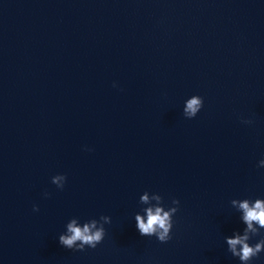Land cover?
I'll list each match as a JSON object with an SVG mask.
<instances>
[{
    "label": "water",
    "instance_id": "1",
    "mask_svg": "<svg viewBox=\"0 0 264 264\" xmlns=\"http://www.w3.org/2000/svg\"><path fill=\"white\" fill-rule=\"evenodd\" d=\"M261 160L263 144L0 63V264H241L225 240L246 227L231 201L264 198ZM146 191L180 200L167 243L136 227ZM102 215L111 223L95 249L59 243L72 218Z\"/></svg>",
    "mask_w": 264,
    "mask_h": 264
},
{
    "label": "clouds",
    "instance_id": "2",
    "mask_svg": "<svg viewBox=\"0 0 264 264\" xmlns=\"http://www.w3.org/2000/svg\"><path fill=\"white\" fill-rule=\"evenodd\" d=\"M204 106V100L199 95H194L185 102L183 109L186 118H195ZM243 123L252 124L253 121L243 120ZM260 166H264V160L260 161ZM67 181V176L58 174L52 178V183L63 189ZM140 203L146 205L141 213L135 215L136 227L142 236L156 237L159 242L167 243L172 239L174 227V216L179 211L180 200L172 199L171 205L166 206L164 198L160 194H153L151 199L146 191L140 197ZM231 205L241 213V221L246 225L243 232H235L230 237H225L228 251L232 256L239 259L241 264H253L254 259L264 252V198L233 199ZM34 211H39L38 206ZM111 223L110 216L102 215L99 220L91 219L83 224L79 218H72L66 225V231L59 236V243L75 251H84L86 248L95 249L103 242L106 236L105 224ZM261 238L252 244L254 237Z\"/></svg>",
    "mask_w": 264,
    "mask_h": 264
}]
</instances>
